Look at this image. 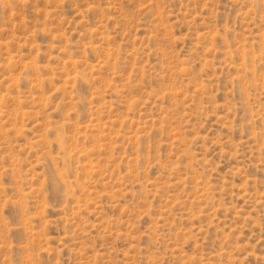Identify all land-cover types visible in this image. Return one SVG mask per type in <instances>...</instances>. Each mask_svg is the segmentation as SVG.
I'll return each instance as SVG.
<instances>
[{
	"label": "rangeland",
	"instance_id": "374dc122",
	"mask_svg": "<svg viewBox=\"0 0 264 264\" xmlns=\"http://www.w3.org/2000/svg\"><path fill=\"white\" fill-rule=\"evenodd\" d=\"M0 264H264V0H0Z\"/></svg>",
	"mask_w": 264,
	"mask_h": 264
}]
</instances>
